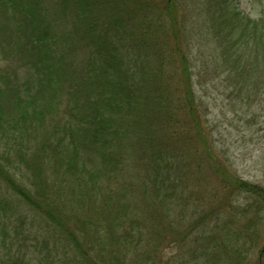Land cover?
<instances>
[{
	"label": "trees",
	"instance_id": "trees-1",
	"mask_svg": "<svg viewBox=\"0 0 264 264\" xmlns=\"http://www.w3.org/2000/svg\"><path fill=\"white\" fill-rule=\"evenodd\" d=\"M190 1L120 0L126 16L147 12L142 30L120 16L102 34L92 12L103 0H2V13L20 23L12 52L27 70L31 58L38 71L43 67V76L24 85L26 106L16 73L4 86L9 91L0 87V101L10 93L15 112L0 113L10 127L9 150L24 145L18 129L44 116L36 107L43 88L57 102L65 94L68 115L27 160V184L16 174L6 177L21 209L0 201V213L8 207L0 214V264H264V186L245 182L224 163L195 88L217 81L243 102L254 100L253 90L264 85V14L253 20L238 0H204L206 10L219 7L222 16L202 20ZM71 15L79 18L80 42L92 47L85 58L79 40L57 33L59 20ZM118 29L135 46L115 45L111 32ZM192 45L207 63L201 70ZM123 146L130 150L126 162L114 157ZM55 158L62 174L51 178L46 168ZM118 174L126 182L115 188ZM235 194L246 202L236 206ZM192 208L200 213H188ZM240 215L245 222L237 226Z\"/></svg>",
	"mask_w": 264,
	"mask_h": 264
},
{
	"label": "rangeland",
	"instance_id": "rangeland-1",
	"mask_svg": "<svg viewBox=\"0 0 264 264\" xmlns=\"http://www.w3.org/2000/svg\"><path fill=\"white\" fill-rule=\"evenodd\" d=\"M103 1L105 2V4L103 3L104 6L100 5L99 9H96L97 14L95 11H93L92 13L94 15H90L94 19H96L95 15H98L100 17L99 22L102 28H100L99 30L102 31V34L104 33L106 25L109 24L111 20H118L120 16L121 19L123 17L126 19L131 18L130 27L136 29L137 31L142 30V24L145 21V15L147 13L145 10H139L138 12H134L131 16L129 14L126 16V10L123 7L125 3L123 5L119 4L121 3L120 0ZM209 2L212 3L210 0ZM1 3L2 0H0V87L4 89V86L7 85L8 81H12L10 76L13 73H16L18 78L17 83L21 91V100L25 101L27 100L28 92L25 90L24 85L28 83L29 77L34 76L35 81L39 77L43 76V67H41L38 71V69L35 68L37 62H35V60L33 61V59L31 58L28 59L29 69L27 70L24 67V61L22 60L21 56H18L12 52L16 46L17 37L20 35L16 28L17 25L20 23L18 21L16 22V18L12 19V12L10 17H8L5 12L4 14L2 13ZM190 3L192 5L190 7L191 10H195V13L204 17L202 20L208 18V20L211 21V19L213 20L215 17L221 18L222 16L220 14L221 9L219 7L218 9H216L215 7L214 9L208 8L206 10V7L210 6H207L208 1L191 0ZM218 4H220L219 1ZM238 6L245 16L253 20L261 19L264 14V0H238ZM214 10L216 12H214ZM1 14L4 17H2V19ZM16 17L20 19L21 14H16ZM78 22L80 21L76 15L65 17L63 21L59 20V29L57 30V33L61 34V36H65L68 33L71 34L75 39L79 40V42L77 41L80 45L79 49L82 50L84 54L86 53L84 56L85 58L86 55H88L89 49H91L92 47L84 44L83 42H80L79 37L84 36V34L82 33V30H80L81 26L79 28H75L77 26L74 25H77ZM122 31V29H118L111 32L113 36L112 42L115 45H120L121 42L131 47L135 46L134 40L128 37L121 38L123 34ZM61 48H64V46ZM83 50H85V52ZM197 50L198 46L192 45L191 53L192 58H194V64L198 65V70H201V66L204 67L207 63L204 60L200 59L199 61L196 59L198 57ZM62 55L63 54H60L59 56ZM87 61L88 60H86L83 65H87ZM29 72H31L32 75H30ZM73 74L74 73L71 72L69 74V78H67L66 80L64 79V81L62 82V87L67 86ZM196 81L197 83L199 82V77H196ZM204 81L205 80H202V86L196 84V95L198 101H201V103L203 104V109L205 113V118L207 119L208 127L212 129L211 137L215 144V150L221 155H224V159H226L224 160V163L231 168V170L234 172V174H236V176H238L245 182H251L254 185L259 184L261 186H264V89L261 92V88L264 87V85H261L262 82H258L260 84H258L257 86H261L258 90H253L252 98L254 100L248 104L237 98V96L233 95L234 93L232 89H228L222 84L219 85L217 81H209L208 84H205ZM4 90H6L5 92L9 91V89ZM40 92L42 93L40 98H38L39 102H37L36 107L41 106V108L39 109L42 111H46L44 112V116L40 117L39 120L34 123L31 127L18 129L19 132L22 133L21 138L22 142L24 143L23 147L20 142V144H18L15 149H12L11 151L9 150L11 144L9 137L10 127L7 125V123L0 122V201L6 199L10 204L9 208L15 205L16 208L20 210L21 199L9 187L7 181L8 179L6 178L7 175L16 174L18 181H20L24 185L27 184V180H25L23 177V174L29 173L28 166L31 164V162L27 160L32 159L38 154L42 141L45 142L51 140V134L55 127L60 128L58 127L60 124L61 127L63 125H66L63 122V115H68L66 114L67 107L66 100H64L65 94L62 93L61 95H58V97L61 96L62 102H57L54 100V93L51 92L49 88H43V91L41 90ZM257 94L259 98H256ZM4 96L5 97L0 101V113L4 112L7 117L13 116L15 114L14 110L12 109L13 99H10V93H6ZM26 102L27 101L24 102L25 106ZM48 107H51L53 109H49ZM5 115L4 118H6ZM114 153L115 158H118L119 161L123 160L122 162H126L127 156L130 155V150L124 149L123 146L114 149ZM56 160L57 158L53 160V164H50L46 168L51 178L61 177L62 174L61 171L59 172L58 170L57 171L59 173L55 172L56 169L54 168V165L56 163ZM6 163H8V167H6ZM15 165H17L19 169H17L16 172H12L13 167ZM122 166H127V163ZM205 168V170L208 171L207 166H205ZM9 171L12 173H10ZM128 172L130 173L129 169ZM209 174V176L211 177V182H215V177L211 173ZM118 175L122 179L117 177L118 180L116 179L113 182L115 188H117L118 183L119 185H121L122 183L126 182V178L123 174ZM140 189L136 190V192H139ZM232 198L236 206L244 204L246 202L245 200H239V198H246V196H240V194H235ZM94 200L95 198L90 199L89 201ZM133 202L134 200L132 201V203ZM136 202L139 205L140 209L143 210V204L139 203L138 201ZM26 209L27 208L25 206V208L22 210V213H24ZM199 210L202 209L200 208ZM7 211L8 207H6L4 211H1L0 214L4 215ZM191 212L193 215H197L200 213L196 212L194 208H192V211H188V213ZM203 216L206 217L205 215ZM250 216L248 217L250 218ZM230 219L231 220L227 221L234 222V226H236V219L234 217H231ZM4 220L5 219L3 217H0L1 225L4 223ZM237 222H239L237 223V226L245 222L243 219V215H240L239 220ZM209 231L210 229H208V235ZM260 248H257L253 254V258L257 260L260 256L258 251ZM154 250L155 246L153 245L152 247H150V251L154 252ZM168 251L169 249L165 252L164 256L167 254ZM57 264H63V262L58 260ZM169 264L173 263L169 262Z\"/></svg>",
	"mask_w": 264,
	"mask_h": 264
}]
</instances>
